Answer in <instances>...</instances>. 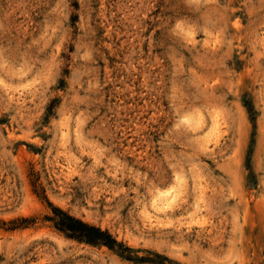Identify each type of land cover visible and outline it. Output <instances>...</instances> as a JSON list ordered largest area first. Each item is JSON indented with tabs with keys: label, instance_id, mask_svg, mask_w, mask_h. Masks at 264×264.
<instances>
[{
	"label": "rangeland",
	"instance_id": "1",
	"mask_svg": "<svg viewBox=\"0 0 264 264\" xmlns=\"http://www.w3.org/2000/svg\"><path fill=\"white\" fill-rule=\"evenodd\" d=\"M0 264H264V0H0Z\"/></svg>",
	"mask_w": 264,
	"mask_h": 264
},
{
	"label": "trees",
	"instance_id": "2",
	"mask_svg": "<svg viewBox=\"0 0 264 264\" xmlns=\"http://www.w3.org/2000/svg\"><path fill=\"white\" fill-rule=\"evenodd\" d=\"M48 218L66 237L93 245H105L125 258L137 259L129 253L133 251L132 248L117 240L108 229L84 221L57 206H52V215Z\"/></svg>",
	"mask_w": 264,
	"mask_h": 264
}]
</instances>
